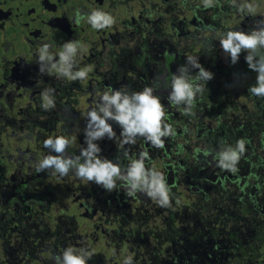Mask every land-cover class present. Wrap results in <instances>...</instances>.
<instances>
[{"label": "flooded vegetation", "instance_id": "1", "mask_svg": "<svg viewBox=\"0 0 264 264\" xmlns=\"http://www.w3.org/2000/svg\"><path fill=\"white\" fill-rule=\"evenodd\" d=\"M166 3L169 4V0H0V31L5 33L4 36L17 39L16 43L20 44L13 48L12 53L3 55V61L0 64V90L17 82L14 85L16 89L10 88L7 95L0 92V222L2 219L3 224L0 226V230L2 229L0 238L6 231L8 240L5 242H11L16 247L14 254L19 259V264H23L22 262L25 261V264H52L51 257L54 255L52 246L59 245L62 249L65 246L62 247L63 243L58 240L48 243L43 241L51 240L49 237L53 236L52 229L56 231L59 226L58 217L65 216L69 219L73 211L78 217L80 209L91 215L90 217L94 214L95 216L92 218L95 219L96 224L86 226L87 230L84 231L89 233V227H93L92 235H95L93 240L95 244L99 241L98 231L105 233L106 236L115 232L114 228H110L107 233L103 225L100 224V220L103 219L107 211L111 216V222H108L109 227H112V223H119L117 216L123 215L122 217H124L129 211L121 209L128 206L127 203H121L122 198L130 196L126 195L125 190L120 189L119 186L117 188L119 191L115 190L107 196L121 197L116 205L118 208L110 212L105 201H102L100 206L97 205L98 207L94 209L90 202L97 204V198L90 199L88 195L84 194L85 191L81 185L76 186L78 191L70 188L74 183L80 184L79 179L73 175L61 178L58 175H53L51 170L41 173L35 171L36 163L49 154V150L44 147L43 142L50 136L48 131L51 129L50 126L47 127L43 136L42 129L31 125L32 121L28 119L29 114L38 113L37 108L42 102L41 94L37 95V93L48 87L55 89V105H58L60 102H57V98L64 96L67 92V89L62 85L67 86L69 91L71 88L82 85L80 80H68L64 83V79H58L56 75H40L37 64L39 48L48 43L51 45L50 50L58 54L66 41H77L79 43V54L76 57L77 66L89 70L88 78L83 80L86 88L83 93L85 92L86 96H91L93 93L89 91L93 89L91 87L93 83L98 86L94 90H98L99 93L108 88L127 87L131 91H140L145 86H155L156 93L161 97L165 106L167 119L170 113L173 116L176 115L175 108L177 106L169 104L167 99L168 93L171 91L168 87L171 80H166L170 68L165 57L167 53H164L166 45L162 42L163 48L158 50L154 49V43L152 40L150 41L151 33L156 32L158 26L162 27L159 36L162 35L163 39L165 36L172 37L169 30V18L163 9V5ZM227 7L230 8L228 11L231 13L230 3ZM95 9L111 13L115 18V24L103 30L93 29L87 23L86 14ZM78 12L85 14V19L79 24L75 22ZM235 15L241 17L239 14ZM252 15L247 19L248 28L254 26L253 20L256 21L258 18ZM230 16L232 17V14ZM184 36L187 37V40L189 39L188 34H184ZM194 38L199 43L204 40L202 34L201 36L194 34ZM215 46L218 47L217 44ZM184 57L182 53L181 59L183 60ZM106 58H108L107 64H110L107 71L101 70ZM123 61L124 63H122ZM178 66V64L172 66L173 73L176 72ZM20 74H23L22 80L18 76ZM98 74L105 77L104 83L97 80ZM9 75H13V77H8ZM32 77H36V79ZM41 78L49 80L48 87L42 89L38 87ZM95 85L94 87H96ZM99 93H94L92 96L94 99H90V102H96ZM12 95L17 103L14 107L10 106ZM91 107L94 106L91 105ZM69 115L68 119L70 120L74 115L71 113ZM84 118L86 119V115ZM119 131L118 127L117 134ZM81 134L83 135V131ZM57 135H62L60 130L52 134L53 137ZM82 138L83 136L71 140V146L67 150L69 155L79 154L80 148L83 146V142H80ZM181 138L183 140L181 142L187 146L184 140L185 136ZM177 139L180 138H174L173 142L179 143L180 141L177 142ZM99 143L104 156L114 161L118 156H122L123 150L118 149L115 142L105 139ZM169 146L165 139L164 147L168 148ZM125 148L130 149L131 154L134 155H138L140 151H147L152 159L151 152L154 148L143 138H138L135 145H126ZM163 148L160 149L163 151ZM167 155L163 151V154L158 157L164 162H168L171 158ZM121 163L126 165L128 161L122 160ZM44 177L47 178L50 185L45 186L43 191L35 190L34 185ZM30 192L32 194L28 195ZM58 194L66 195V199L75 198L70 202L60 203L59 207L58 201L54 199ZM98 194L103 198L102 190L100 192L99 189ZM40 197L44 200L38 201ZM2 202L5 205H2ZM58 207L62 209H58ZM62 226L60 225V227ZM72 226L65 228L63 232L65 236L69 233L68 228H70V232L72 231ZM76 228H78L77 225ZM31 230H34V233H31ZM35 239H38L37 243H35ZM67 239L65 244L74 246L76 249L87 245L83 240H79V243L76 241L72 243L70 237ZM5 242L0 245L2 246ZM0 253L4 255L5 251L0 248ZM99 262V257L95 253H91L88 264H98Z\"/></svg>", "mask_w": 264, "mask_h": 264}, {"label": "trees", "instance_id": "2", "mask_svg": "<svg viewBox=\"0 0 264 264\" xmlns=\"http://www.w3.org/2000/svg\"><path fill=\"white\" fill-rule=\"evenodd\" d=\"M4 35L0 31V64L3 55L20 46L17 39ZM209 47L211 58L207 59V51H201L199 57L201 61L202 56L206 58L203 66L214 73V79L197 96L195 115H182V107H177V117L171 113L167 117L176 131L174 137L165 138L170 146L163 148L171 156L164 162L170 167L164 166L162 171L166 178L172 173L167 179L171 207L158 206L144 193L123 197L121 203L128 206L121 209L129 211L124 217L117 216L119 223L109 227L115 232L110 236L97 233L99 241L94 246L101 249L97 252L101 255L98 264H123L128 256L133 264H264V98L248 92L256 82V73L245 61L227 64L229 58L217 60V46ZM165 57L170 66L166 80H171L172 66L183 64V60L181 54ZM237 86L241 97H234L238 95L234 89ZM184 136L187 147L173 142ZM240 139L246 141V152L237 165L238 171L216 167L207 173V167L216 166V153L221 147L234 146ZM151 160L146 161L147 166ZM101 190L108 210L117 209L121 197H107L110 193ZM0 223L2 226V219ZM82 233L72 230L65 236L56 230L49 238L62 242L63 249L69 247L65 244L67 237L72 243L83 240L92 244L94 238ZM53 248V257L63 250L59 245Z\"/></svg>", "mask_w": 264, "mask_h": 264}, {"label": "clouds", "instance_id": "3", "mask_svg": "<svg viewBox=\"0 0 264 264\" xmlns=\"http://www.w3.org/2000/svg\"><path fill=\"white\" fill-rule=\"evenodd\" d=\"M214 6L215 0H203L204 8ZM233 6L242 13H252L255 8L247 0L239 4L233 0ZM83 19L85 14L78 12L75 22L79 24ZM86 19L96 30L115 24L112 14L100 9L86 14ZM216 39L232 65L239 62L242 53H246L244 59L247 67L256 73L255 84L250 85L247 90L252 96L264 98V19L256 21L248 32L228 30L219 34ZM50 49L51 45L45 43L38 50L40 75H56L58 79L71 81L88 78L89 70L77 66V41H66L58 54ZM212 79L214 73L199 62L198 56L186 57L185 63L179 65L171 76L168 85L171 91L167 97L169 104L182 107V115L194 116L196 98L203 94ZM54 92L53 88H45L41 92V107L45 111L55 107ZM155 92V86H145L140 91L121 87L108 88L99 93L95 106L86 114L84 141L79 154H68L72 141L67 135L49 136L43 142L49 154L36 163L35 171L40 173L51 170L53 175L61 178L71 174L81 181L95 183L109 193L119 186L130 197L144 193L158 206L171 207V188L165 174L146 164L150 159L149 152L140 151L138 155H134L130 149L125 148L126 145H135L138 138H143L153 148L160 149L165 145V138L176 135L175 128L167 122L162 99ZM114 124L119 127V134L114 129ZM105 139L115 142L118 149L123 150L122 157L118 156L114 161L102 154L99 142ZM245 145L246 141L240 139L234 146H222L216 153V166L232 173L237 172V165L246 152ZM122 160H127L128 163L124 165ZM85 214L88 215L87 212ZM53 259L55 264H88L91 253L87 247L76 249L69 246ZM123 264H133L132 257H125Z\"/></svg>", "mask_w": 264, "mask_h": 264}, {"label": "rangeland", "instance_id": "4", "mask_svg": "<svg viewBox=\"0 0 264 264\" xmlns=\"http://www.w3.org/2000/svg\"><path fill=\"white\" fill-rule=\"evenodd\" d=\"M242 2H244V0H236L237 4L242 3ZM247 2L255 6L254 15L258 17L256 21H258V19L259 20L264 19V0H247ZM229 3L232 8L231 9L232 17L230 16V11H228L229 8H227V5ZM163 9H164L165 14L169 18V26H170L169 30L173 38L169 36L168 38L165 36V38L163 39L162 35L159 36V34H161L162 32V27L158 26L156 32L151 33L150 41L152 40V43H154V49L157 48L158 50L163 48L162 46V42H163L164 45H166V47L164 48V53H167L169 55H175L178 57L180 54L183 53V55L185 56L183 58V63H184V60H186V57L188 56H198L199 57V55H201L205 51L208 52V54H206L207 59L211 58V53H210L211 48L209 47L210 44L218 45V48L215 52L216 56L218 57L217 60L223 58V60L226 61L227 57L225 56L223 50L220 48L219 41L216 39V37L219 34L226 32L228 30H243L245 32H248L250 30V28H248L246 24L248 21L247 19L251 14L242 13L238 11L237 8L233 6V0H229V1L228 0L227 1L226 0H215V6L210 7V8L203 7V0H170L169 4L166 3L163 5ZM235 14L241 15V17ZM225 19H227V21H224ZM256 21L253 20V22L255 23ZM186 25L187 26L190 25V28H188V30H186V27H187ZM254 26H252L251 28H253ZM184 34L189 35L188 40H187V37L184 36ZM194 34H199L200 36L202 34V37L204 39L203 41L201 39L202 43H199L198 41H196V39L194 38ZM243 54L244 53L241 54L240 60L237 63V65L245 61V59L243 58ZM202 58H203L202 59L203 62L201 61L200 57H199V62L203 65L206 58L204 56H202ZM104 59H105V56H104ZM107 60L108 58H106L105 63L103 64V67H101V70H106V71L109 70L108 68L110 64L109 65L107 64ZM122 63H124V61ZM227 64L232 65L230 63V59H229V62H227ZM18 76L20 77L21 80L23 79V74H20ZM35 76L37 77L36 74ZM8 77H13V75H9ZM36 77H32V78L36 79ZM96 77L98 78L97 79L98 81L101 80L104 83L105 77H103V75L98 74ZM48 81L49 80H45V78H41V80L39 81L38 87L41 89L46 87L47 84H49ZM66 82H68V80L64 79V83ZM16 84L17 82H15L13 85H7V87L4 89H1L0 92L7 95V92L9 91L10 88L16 89V87L14 86ZM94 85L95 83H93V85L91 86L93 89L91 88L92 90H89L90 92H93L91 96H86L85 95L86 93L85 92L83 93V91L86 90V88L84 87L83 81L80 87L71 88V91L68 90L67 86L62 85V87L67 89V92H65L64 96H60L57 98V102H60V104L55 105L54 108L45 111L41 107V104H42L41 102L39 107L37 108L38 113H35L33 115H30L28 113L29 114L28 119L32 121L30 124L38 126L39 129H42L43 136L45 134L44 133L45 129L50 126L51 129L50 131H48L50 133V136L56 133L57 130H60V133H62V135H67L70 138V140H76L79 137L83 136V138L80 139V142H83L84 135L81 134V131L84 130L86 122H87L84 116L86 115L87 111H89L88 108L91 107V105L95 106V102H90V99L91 100L94 99L92 97L94 93L95 94L99 93L98 90H94V89H97L98 86L95 85L96 87H94ZM234 89H236V92L238 94V95H235L234 97H241L240 95L241 88L237 86V87H234ZM231 90H233V88ZM41 92L42 90H40V92H38L37 95L41 94ZM242 96H244V94H242ZM11 99H12V103L10 106L14 107L17 103H15L16 101L13 99V95L11 96ZM69 113L74 115L72 118H70V120L68 119L69 118L68 116H70ZM177 114L178 112L176 111V116H173V117H177ZM169 124L174 126L173 122ZM113 127L115 130H118L117 125L114 124ZM179 141L180 142L183 141L182 138L177 139V142ZM160 153L163 154L162 149L154 148V150L151 152L152 160L148 166L154 167L157 170L162 172L164 166L165 167H168V166L164 164V160H161L160 157H158ZM6 164L8 165V162ZM216 167L217 166L210 165L209 167H207L208 168L206 170L207 173L216 170L217 169ZM171 178H172V175L168 173L167 179H171ZM79 182L80 184L74 183L73 187H70V188L77 190L76 186L81 185V187L85 191L84 194L88 195L90 199H93V197L97 198V204L94 202L93 203L90 202L91 204H93L92 206L94 207V209L98 207L97 205L100 206V203H102V200H103L102 197L98 194L99 189H101V187L96 185L95 183L87 184L86 183L87 181L79 180ZM47 185H50V182L47 180V178L44 177L34 185L35 186L34 189L43 191L44 187ZM120 189H123V188H120ZM31 194L32 192H30L28 195H31ZM65 197L67 196L66 195L63 196L62 194H58L57 197H54V199L58 201L59 207H60V203L70 202L75 198V197H71V198L66 199ZM42 200L44 199L40 197V200L38 201H42ZM2 205H5V203L2 202ZM59 207L58 209H62ZM90 216L91 215L85 214V212L82 211V209H80L78 212L79 219H77L78 217L75 211H73V214L70 216L69 219H67L65 216H62L63 218L58 217L59 226L58 228L57 226L55 227L57 228V230L64 232L66 227L73 225L71 227L72 230L77 229L79 232H83L84 230H87L86 225L88 226V225L96 224L95 219L92 218L95 215L93 214L92 217ZM110 218L111 216L109 212L107 211L106 214L103 216V219L100 220V224L103 225L107 233H109L110 231L109 225H108V222H111ZM60 225H63V226L60 227ZM76 225L78 226V228H76ZM92 230H93V227L90 226L89 233H86L84 231V233L82 234H85L84 236L94 238L95 235H92ZM54 232H55V229H52L53 234ZM68 232H70V228H68ZM6 240H7L6 233H4L3 237L0 238V244L5 242ZM37 241L38 239H35V243H37ZM50 241H53V240H47L43 242L48 243ZM94 245L95 244L92 242V244H87L85 247H87L90 253L92 254H94L95 251L100 253L101 249L96 248ZM47 246H52V245H47ZM0 248H2L3 251H5L4 255L0 253V264H14V263L19 264L18 262L19 259H17L14 254L15 253L14 250L16 249V247L12 245L11 242H5L2 246L0 245ZM95 255L99 257V260L101 261V258H100L101 255L98 253H95ZM22 263L25 264L26 261Z\"/></svg>", "mask_w": 264, "mask_h": 264}]
</instances>
